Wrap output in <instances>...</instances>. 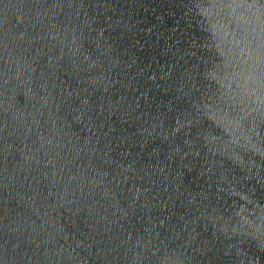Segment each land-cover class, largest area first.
<instances>
[{"label": "water", "instance_id": "water-1", "mask_svg": "<svg viewBox=\"0 0 264 264\" xmlns=\"http://www.w3.org/2000/svg\"><path fill=\"white\" fill-rule=\"evenodd\" d=\"M0 264H264V0H0Z\"/></svg>", "mask_w": 264, "mask_h": 264}]
</instances>
